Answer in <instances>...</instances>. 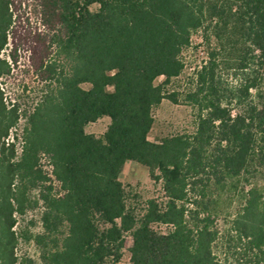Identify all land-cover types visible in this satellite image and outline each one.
I'll return each instance as SVG.
<instances>
[{
  "label": "trees",
  "instance_id": "trees-1",
  "mask_svg": "<svg viewBox=\"0 0 264 264\" xmlns=\"http://www.w3.org/2000/svg\"><path fill=\"white\" fill-rule=\"evenodd\" d=\"M40 9L59 28L41 95L20 111L0 91V264H17L15 214L30 207L32 190L43 209L39 264L117 262L127 234L131 264H264V105L251 94L263 84L254 69L264 68V0H40ZM12 24L10 0H0V52ZM198 32L215 47L184 97L195 131L151 142L153 110L178 104L168 87ZM222 67L236 85L222 82ZM11 70L0 58V79ZM104 117L100 136L85 131ZM21 119L18 156L10 133ZM127 162L160 182L163 202L140 212L128 203ZM233 197L240 206L221 230Z\"/></svg>",
  "mask_w": 264,
  "mask_h": 264
},
{
  "label": "rangeland",
  "instance_id": "rangeland-1",
  "mask_svg": "<svg viewBox=\"0 0 264 264\" xmlns=\"http://www.w3.org/2000/svg\"><path fill=\"white\" fill-rule=\"evenodd\" d=\"M10 11L13 15V24L8 31L7 46L0 52V58L10 61L12 70L10 76L0 79V91L6 101L16 102L20 111H30L35 106L44 87L42 78L45 75L42 73L41 67L54 57L50 41L53 33L59 28L56 22L44 18L40 9V0H10ZM45 20L49 21L45 22ZM214 47L213 38L209 40V43H206L202 40V33L193 34L191 46L182 53L184 71L168 87L170 91L177 94L178 104L163 100L153 110L154 124L148 134L149 141L158 142L169 136L192 134L195 131L196 110L184 102V97L193 87L195 72L203 65L207 59V53ZM254 70L263 77V84L258 92L259 96L255 91H252L251 94L255 102L264 105V68L257 67ZM217 73L226 86L237 84L233 70L222 67L218 69ZM161 81L163 78L158 79L157 83ZM23 127L24 120L21 119L10 133V136L17 134L19 137V142L16 145L18 156L21 153ZM106 128L107 120L104 117L89 124L85 131L88 134L100 136ZM40 164L42 170L50 174V166L45 156L41 157ZM120 181L129 193L128 203L137 208L138 212L150 199H158L160 203L164 201L160 182H153L144 166L127 162L120 175ZM52 184L54 193H59L58 184L53 178ZM28 199L31 204L24 214H15L16 225L13 231H15L17 239L15 247L17 264H20L23 259H29L39 264L40 250L34 242V237L42 231L40 217L43 209L40 202L34 204L37 200L36 191H30ZM231 200H233L231 205L224 209L223 217L217 221L221 230L226 221L231 219L227 215H233L240 206L237 198L233 197ZM159 230L166 231L164 227ZM67 233L68 226L64 224L57 233V241L62 243ZM131 245V238L127 234L120 258L117 262L112 259L108 264H131L129 253Z\"/></svg>",
  "mask_w": 264,
  "mask_h": 264
},
{
  "label": "crops",
  "instance_id": "crops-1",
  "mask_svg": "<svg viewBox=\"0 0 264 264\" xmlns=\"http://www.w3.org/2000/svg\"><path fill=\"white\" fill-rule=\"evenodd\" d=\"M106 120H107V125L109 124V119L108 118H106Z\"/></svg>",
  "mask_w": 264,
  "mask_h": 264
}]
</instances>
